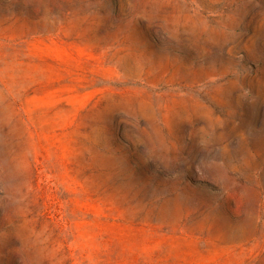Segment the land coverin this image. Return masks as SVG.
<instances>
[{
	"label": "rangeland",
	"instance_id": "rangeland-1",
	"mask_svg": "<svg viewBox=\"0 0 264 264\" xmlns=\"http://www.w3.org/2000/svg\"><path fill=\"white\" fill-rule=\"evenodd\" d=\"M0 264H264V0H0Z\"/></svg>",
	"mask_w": 264,
	"mask_h": 264
}]
</instances>
